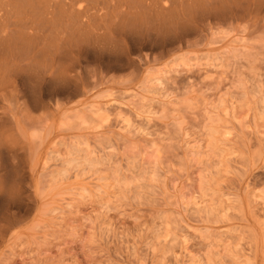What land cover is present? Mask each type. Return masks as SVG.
Returning a JSON list of instances; mask_svg holds the SVG:
<instances>
[{
  "label": "rangeland",
  "instance_id": "rangeland-1",
  "mask_svg": "<svg viewBox=\"0 0 264 264\" xmlns=\"http://www.w3.org/2000/svg\"><path fill=\"white\" fill-rule=\"evenodd\" d=\"M185 11L0 76V264H264V32Z\"/></svg>",
  "mask_w": 264,
  "mask_h": 264
},
{
  "label": "bare ground",
  "instance_id": "bare-ground-1",
  "mask_svg": "<svg viewBox=\"0 0 264 264\" xmlns=\"http://www.w3.org/2000/svg\"><path fill=\"white\" fill-rule=\"evenodd\" d=\"M183 9L264 32V0H0V76L31 85V91L45 82L63 85L67 76L59 69L69 62L72 71L83 51L104 52L113 35H140L144 21H181L182 28Z\"/></svg>",
  "mask_w": 264,
  "mask_h": 264
}]
</instances>
